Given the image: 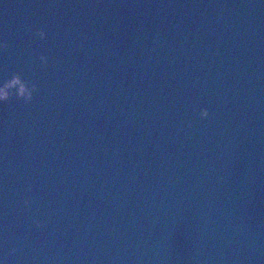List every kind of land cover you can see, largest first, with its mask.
<instances>
[{
  "label": "water",
  "instance_id": "95a60500",
  "mask_svg": "<svg viewBox=\"0 0 264 264\" xmlns=\"http://www.w3.org/2000/svg\"><path fill=\"white\" fill-rule=\"evenodd\" d=\"M17 74L4 264H264V0H0Z\"/></svg>",
  "mask_w": 264,
  "mask_h": 264
},
{
  "label": "clouds",
  "instance_id": "9594fccd",
  "mask_svg": "<svg viewBox=\"0 0 264 264\" xmlns=\"http://www.w3.org/2000/svg\"><path fill=\"white\" fill-rule=\"evenodd\" d=\"M38 35L41 39L47 37V33L43 31H40ZM40 60L44 64L48 63L47 56L41 55ZM17 85H19L18 89L16 88ZM36 90L37 86L35 84L29 85L19 74L14 75L10 80L0 85V103L8 101L13 95L23 99L25 102H31ZM209 115L210 113L207 109L201 112L202 118H207ZM0 264H4V262L0 260Z\"/></svg>",
  "mask_w": 264,
  "mask_h": 264
}]
</instances>
